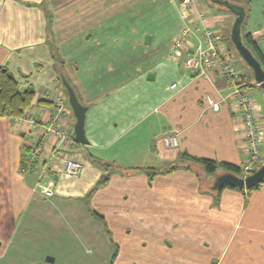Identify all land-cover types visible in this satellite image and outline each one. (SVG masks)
<instances>
[{
  "label": "crops",
  "instance_id": "crops-1",
  "mask_svg": "<svg viewBox=\"0 0 264 264\" xmlns=\"http://www.w3.org/2000/svg\"><path fill=\"white\" fill-rule=\"evenodd\" d=\"M227 1L243 7L240 29L264 50V0L257 3L258 21L253 23V0ZM216 4L199 0L182 17L179 0H0V66L17 78L21 91L28 86L35 91L27 117L37 123L29 131L25 122L0 118V259L16 215L31 202L33 210H42L48 201L43 199H49L74 223L79 213L75 202L87 203L103 216L102 231L115 243L112 264H264V180L249 191L223 187L216 192L211 186L222 169L207 174L195 165V170L160 172L149 181L145 172L128 168H161L183 151L243 163L242 116L230 80L218 69L199 74L185 67V51L173 47L188 24L198 27L189 36L190 47L197 43L203 14L230 53L221 24L233 23L235 15ZM55 51L66 79L88 107V143L75 141L57 153L51 165L54 194L46 198L31 193L35 174L23 175L18 168L27 135H37L53 112L52 98L66 97ZM229 61L248 75V69L237 67L240 63ZM38 95L50 103H37ZM207 95L219 103L218 110L211 108ZM254 103L264 143V108L262 102ZM65 112L63 125L73 132L69 104ZM41 136L44 160L54 138ZM170 136L175 145L165 144ZM63 157L80 161L81 172L66 173ZM96 159L117 166L88 196L103 172Z\"/></svg>",
  "mask_w": 264,
  "mask_h": 264
},
{
  "label": "built area",
  "instance_id": "built-area-1",
  "mask_svg": "<svg viewBox=\"0 0 264 264\" xmlns=\"http://www.w3.org/2000/svg\"><path fill=\"white\" fill-rule=\"evenodd\" d=\"M199 0H179V7L182 17L186 11L191 8ZM201 24L198 41L190 47L189 36L196 32L198 27L193 29L189 24L184 25L178 36L173 41V47L178 50H184L185 56L183 63L185 67L199 74H207L211 69H218L223 75H226L232 83L235 106L242 116V134L246 144V154L241 164L243 176L249 174L256 169V165L262 157V127L259 123L258 108L255 106L254 100L251 98L246 87L239 85L241 82L240 72L228 60V53L224 50L220 42V35L211 25H207V19L203 14H199ZM264 36V30L261 32ZM172 84L171 86H174ZM42 96V95H41ZM40 97V95H38ZM213 110L219 109V103L211 101L207 95ZM54 109L50 117L44 120L43 127L39 129L38 134L35 133L25 142L27 149L24 154V163L19 164V172L21 174H35L34 182L31 186V193L49 198L54 194L55 180L52 176V161L57 157L58 152L65 151L75 142L73 132L63 125L65 121L66 97L57 95L52 98ZM25 122L29 131L37 125L33 117H19L14 119V123L19 125ZM36 124V125H35ZM48 133L54 138V144L51 154L48 158L41 160L42 142L41 134ZM166 145H175L176 138L174 136L164 139ZM82 163L70 157H63V169L66 173L76 176L82 170Z\"/></svg>",
  "mask_w": 264,
  "mask_h": 264
},
{
  "label": "rangeland",
  "instance_id": "rangeland-1",
  "mask_svg": "<svg viewBox=\"0 0 264 264\" xmlns=\"http://www.w3.org/2000/svg\"><path fill=\"white\" fill-rule=\"evenodd\" d=\"M260 1L253 0V15L255 16L251 20L252 23L258 21L256 6ZM207 2L212 4L211 0H207ZM216 5L227 10L222 4L217 3ZM221 25L222 28L224 27V41L228 51H230L229 60L240 63L237 67H240L242 72L243 68L248 69L249 73L246 75L247 77L241 78L242 82H248L251 98H254L256 102H262L264 108L262 89L259 86L256 88L253 86L255 81L252 78L251 68L237 54L231 43L232 22L231 24L224 22ZM241 34L244 35V31H241ZM60 87L65 91L62 85ZM66 103L68 104L67 100ZM72 118L74 119L73 113ZM29 137L27 135L26 138ZM261 151L264 154V143L261 144ZM258 164L256 168L259 166ZM43 200H48L47 204L52 201ZM32 203L34 202L26 205L9 226L5 244L6 255L0 259V262L5 264H112L114 259L111 261V254L115 249V243L111 241V236L107 230L102 231L104 228L102 221L93 214L94 209L89 204L72 203V206L78 207L77 213L79 212L75 217L78 222L74 223V218L69 219L66 210L63 214L61 208H55L50 204H46L42 210H33ZM88 206L90 210H88ZM32 213H35L34 216ZM88 215L92 216L93 219H89L87 225L84 219H87ZM46 256L53 257V261L47 262Z\"/></svg>",
  "mask_w": 264,
  "mask_h": 264
},
{
  "label": "trees",
  "instance_id": "trees-1",
  "mask_svg": "<svg viewBox=\"0 0 264 264\" xmlns=\"http://www.w3.org/2000/svg\"><path fill=\"white\" fill-rule=\"evenodd\" d=\"M241 36H242V40L245 43V45L251 50L253 55L259 60V62L261 63L264 69V50L260 47L257 39L250 32H246L244 35L241 34ZM52 49L54 51V48ZM52 55L55 58V60L59 63V73L66 77L65 72L63 71V68H62V60L60 59L58 53L55 51L52 53ZM251 73H252V78H253L252 69H251ZM240 74H241L240 75L241 78L245 76L243 73H240ZM59 80H60V77H59ZM60 84L62 85L61 82ZM255 84L258 85L256 82ZM239 85L248 88L249 84L248 82H242V79H241V82L239 83ZM62 87L64 88L63 85ZM64 92L66 95V90ZM34 99H35V91L33 90L31 86H28L25 90L21 91L19 89V81L17 80V78L8 70V68H6L5 66H0V118H7L11 122H14L15 118L27 117V111L32 106ZM37 103L47 104L50 102L47 101L46 99L38 97ZM26 149H27L26 144H23L21 147L22 154H21V160L19 164L24 163L23 161H24V154L26 152ZM95 161L97 162V164H99L103 168V172L101 174L100 179L98 180L96 185L91 189V192L89 193L88 196H90V194H92L97 188L104 185L108 181L109 175L113 171V165L117 166L115 165V163H112V162H102L101 159L100 160L96 159ZM263 162H264L263 160L260 161L258 165L262 164ZM195 165L200 166L201 169L207 174H214L217 172V169L220 168L224 170V172L225 171L233 172V173H236L237 175L242 176V174H239L241 173V167L239 165H236L234 163H230L227 161H217L212 158L192 155L185 151L181 152L179 156L177 157V160L172 162L170 165H166L161 168L157 166H144V165L128 167V168L129 170H132V171L139 170V171L145 172L147 174L148 180L151 181L153 177L160 172H171L176 169L195 170L194 169ZM194 172L197 173V171H194ZM197 175L199 174L197 173ZM261 184L262 182L255 185L254 187L248 188L247 190L249 191L252 189L259 188ZM223 187H231V186L225 184L221 188ZM220 189L216 190V192L220 191ZM92 212L99 219L103 218V216L99 214L98 212H96L95 210H93ZM114 256H115V251L113 252L111 256V261L114 259Z\"/></svg>",
  "mask_w": 264,
  "mask_h": 264
},
{
  "label": "water",
  "instance_id": "water-1",
  "mask_svg": "<svg viewBox=\"0 0 264 264\" xmlns=\"http://www.w3.org/2000/svg\"><path fill=\"white\" fill-rule=\"evenodd\" d=\"M212 2L222 4L229 9L234 15V21L231 26L230 39L232 44L243 59V61L252 69L253 79L259 85L263 92L264 98V69L259 60L253 55L251 50L245 45L241 36V23L243 21L245 11L242 6L230 3L227 0H211ZM61 83L66 90L67 101L74 115L75 121L73 124V134L76 142L87 144L88 140L85 135V115L87 105L80 102L73 86L69 83L64 75H61ZM264 180V162L260 164L254 171L245 176L237 175L233 172L225 171L217 174L214 178L211 189L218 190L225 184L237 188H251L261 183ZM46 261L52 262L53 257L46 256Z\"/></svg>",
  "mask_w": 264,
  "mask_h": 264
}]
</instances>
